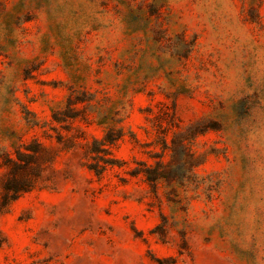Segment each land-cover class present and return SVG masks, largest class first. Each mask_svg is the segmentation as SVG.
<instances>
[{
  "label": "rangeland",
  "instance_id": "374dc122",
  "mask_svg": "<svg viewBox=\"0 0 264 264\" xmlns=\"http://www.w3.org/2000/svg\"><path fill=\"white\" fill-rule=\"evenodd\" d=\"M188 130L184 183L128 174ZM34 140L57 172L0 214V264H264V0H0V193Z\"/></svg>",
  "mask_w": 264,
  "mask_h": 264
},
{
  "label": "trees",
  "instance_id": "16d2710c",
  "mask_svg": "<svg viewBox=\"0 0 264 264\" xmlns=\"http://www.w3.org/2000/svg\"><path fill=\"white\" fill-rule=\"evenodd\" d=\"M55 122L61 123L59 118H53ZM197 134L181 132L174 135L168 141L165 136L160 137L161 152H147L149 161H137V166L131 168L128 174L131 177H141L156 192L158 186L164 182L173 180L175 177L184 183L188 174L203 162L190 148V141ZM123 138L122 130L108 129L102 139H93L89 143L85 163L86 168L98 178H102L109 169L116 166L122 167L123 162L117 160L112 154V147ZM61 141V138H59ZM58 150L46 146L39 140H34L23 149L15 150L14 154L6 152L2 159L5 168L1 193L0 214L5 212L15 201L24 194L35 189L45 188L54 182L55 176L45 175L47 170L55 174L57 169L54 163L58 156ZM169 154L170 159L164 157ZM0 240V245L3 243ZM156 264H174L173 259H156Z\"/></svg>",
  "mask_w": 264,
  "mask_h": 264
}]
</instances>
